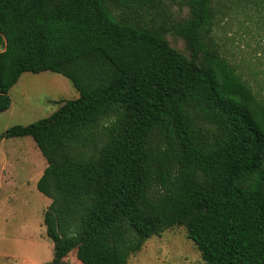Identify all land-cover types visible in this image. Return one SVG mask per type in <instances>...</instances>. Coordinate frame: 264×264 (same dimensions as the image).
<instances>
[{"label": "trees", "instance_id": "obj_1", "mask_svg": "<svg viewBox=\"0 0 264 264\" xmlns=\"http://www.w3.org/2000/svg\"><path fill=\"white\" fill-rule=\"evenodd\" d=\"M183 1L176 21L163 0H0V113L23 73L78 92L0 133L47 161L45 264H127L177 227L199 264H264V98L223 54L221 0Z\"/></svg>", "mask_w": 264, "mask_h": 264}, {"label": "rangeland", "instance_id": "obj_2", "mask_svg": "<svg viewBox=\"0 0 264 264\" xmlns=\"http://www.w3.org/2000/svg\"><path fill=\"white\" fill-rule=\"evenodd\" d=\"M221 0L215 33L223 54L264 98V0ZM169 19L188 16L183 0H163ZM253 5H247V3ZM238 5V7L236 6ZM152 23L161 20L156 12ZM171 46L187 53L185 42L168 34ZM4 44L0 43V52ZM10 108L0 113V133L15 125H29L52 115L60 102L78 97L64 76L45 71L23 73L10 90ZM48 164L31 137L5 138L0 145V264H45L54 247L46 235L44 213L51 200L37 182ZM74 258H76L74 256ZM72 262L73 258L71 257ZM77 260V259H76ZM202 255L184 228L166 230L148 239L127 264H199Z\"/></svg>", "mask_w": 264, "mask_h": 264}]
</instances>
